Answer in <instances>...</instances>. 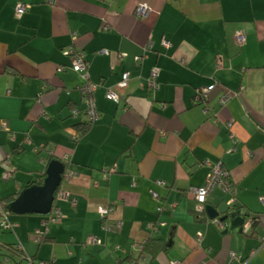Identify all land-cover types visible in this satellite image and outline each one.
<instances>
[{
	"label": "crops",
	"instance_id": "obj_1",
	"mask_svg": "<svg viewBox=\"0 0 264 264\" xmlns=\"http://www.w3.org/2000/svg\"><path fill=\"white\" fill-rule=\"evenodd\" d=\"M19 1L30 4L20 17ZM142 3L149 9L137 15ZM69 45L85 52L98 84L100 118L86 130ZM203 87L206 104H196ZM52 158L73 172L59 190L67 195L58 192L46 215L12 212L15 227L0 228V264H264V0H0V213L44 179ZM218 163L236 207L254 220L248 233L196 213L192 188ZM230 198L214 188L207 203ZM57 212L62 219L44 225ZM150 239L159 243L149 259Z\"/></svg>",
	"mask_w": 264,
	"mask_h": 264
},
{
	"label": "built area",
	"instance_id": "obj_2",
	"mask_svg": "<svg viewBox=\"0 0 264 264\" xmlns=\"http://www.w3.org/2000/svg\"><path fill=\"white\" fill-rule=\"evenodd\" d=\"M53 1V0H50ZM30 7V4L24 3L19 1L16 4V15L20 17L28 8ZM149 7L142 3L139 4L136 7V14L137 15H143L148 11ZM163 44L165 46H169V41L163 40ZM147 49V47L145 48ZM65 53L71 57V67L74 69V71L80 73L83 83L81 85V90L83 93L84 97V102H85V113L87 115V123L89 125L93 124L95 121H97L100 118V111L97 107L96 104V99H95V91L98 87L97 83H94L90 80L87 69L89 66L88 60L86 58V54L82 50H78L74 45H69L65 48ZM143 58V55H138L136 56V61L139 62ZM159 74V68L154 67L151 70L150 77L148 78V84L157 87L158 82H157V76ZM129 80V73H123L122 79L120 81V86H126ZM211 87H203L200 88L196 91L194 100L196 104H201L204 103L206 104L207 98L209 96ZM107 96L111 99H113L116 102H119L120 100V95L116 93L112 89H108L107 91ZM226 96L222 97V102L226 100ZM74 113H77L76 110H74ZM232 126V122L229 123V127ZM209 164V163H208ZM4 166H5V172H4V178L9 179L12 175L13 168H12V161L10 157H6L4 159ZM112 171H115V168L111 169ZM68 176H72L73 172L66 173ZM214 188H220L225 192H229L231 194V198L228 200V204L230 205H236V193L237 189L235 187V184L231 180L230 173L228 170H225L220 163L211 165V170L207 175L205 184L200 186V187H194L192 188V193L194 194L196 200H197V207H196V212L201 215H207L205 212V205L207 203L208 195L209 193L214 189ZM152 194L155 198H158L159 195L156 191H152ZM67 193L65 191L59 192L60 197H66ZM260 202L264 206V195L259 197ZM75 202V200L73 201ZM174 205H172L173 207ZM162 206L158 207V210H161ZM110 210V206H105L102 211L103 218H107L108 211ZM242 214H246L243 209H240ZM12 212L8 208H3L0 213V228L1 229H13L15 227V223L11 221L10 216ZM63 215L60 212H57L54 215H51L49 217V220L44 222V225L47 226L48 222H58L62 219ZM221 229H227L226 224L224 221H221L219 218H214L212 219ZM253 218L251 217H246V221L242 226V231L244 232H249L251 230V227L253 225ZM115 226L120 227L121 223L117 222L115 223ZM104 228L107 230H110L112 228V225L110 222H105L104 221ZM42 231L37 230L36 235H41ZM202 233H199L198 238H202ZM40 237V236H38ZM39 239V238H38ZM88 242L90 243H101V240L94 236L90 235L88 238ZM230 259L234 261H240L242 262V256L238 254L237 252L232 251L230 253ZM31 262V259H30ZM173 264H177V261L174 262Z\"/></svg>",
	"mask_w": 264,
	"mask_h": 264
},
{
	"label": "water",
	"instance_id": "obj_3",
	"mask_svg": "<svg viewBox=\"0 0 264 264\" xmlns=\"http://www.w3.org/2000/svg\"><path fill=\"white\" fill-rule=\"evenodd\" d=\"M65 172L66 163L64 161L58 158L50 159L43 181L26 186L15 199L7 204V208L15 214H49L53 209L56 191L62 183ZM205 212L210 219L219 218L224 222L230 219V228H238L240 231L248 217L247 214H242L236 205L228 204V201L222 202L218 207L206 203ZM220 214L224 215L220 216Z\"/></svg>",
	"mask_w": 264,
	"mask_h": 264
},
{
	"label": "trees",
	"instance_id": "obj_4",
	"mask_svg": "<svg viewBox=\"0 0 264 264\" xmlns=\"http://www.w3.org/2000/svg\"><path fill=\"white\" fill-rule=\"evenodd\" d=\"M82 126H83L82 129H83V130H86V129L89 128L90 125L86 122V123L83 124ZM67 169H68V165L66 164V172H65V174H64V176H63L62 182H63V180H64V178H65V176H66ZM42 181H43V180L41 179V180H40L39 182H37V183H41ZM32 182H35V181H32ZM32 184H33V183H32ZM60 188H61V185H60V187L58 188V190L56 191V197H57V194H58ZM8 200L11 201V199H8ZM55 200H56V199H55ZM4 205L7 206L6 202H4ZM196 213H197V212H196ZM197 215H199V217H201V218H206V217H207V216H205V215H201V214H198V213H197ZM158 241H159L158 239H150L145 245H143V247H142V254L150 259L151 256L154 255V254L152 253L153 246H154L155 244L157 245V244L159 243ZM11 250L14 251V250H16V249L11 248ZM153 250H154V249H153ZM15 253H17V252H15ZM134 264H147V263H144V262L140 261L139 259H137V260L134 261Z\"/></svg>",
	"mask_w": 264,
	"mask_h": 264
},
{
	"label": "rangeland",
	"instance_id": "obj_5",
	"mask_svg": "<svg viewBox=\"0 0 264 264\" xmlns=\"http://www.w3.org/2000/svg\"><path fill=\"white\" fill-rule=\"evenodd\" d=\"M3 179V178H2Z\"/></svg>",
	"mask_w": 264,
	"mask_h": 264
}]
</instances>
